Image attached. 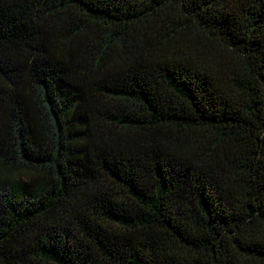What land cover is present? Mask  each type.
Returning a JSON list of instances; mask_svg holds the SVG:
<instances>
[{
    "label": "trees",
    "instance_id": "16d2710c",
    "mask_svg": "<svg viewBox=\"0 0 264 264\" xmlns=\"http://www.w3.org/2000/svg\"><path fill=\"white\" fill-rule=\"evenodd\" d=\"M0 264H264V0H0Z\"/></svg>",
    "mask_w": 264,
    "mask_h": 264
}]
</instances>
